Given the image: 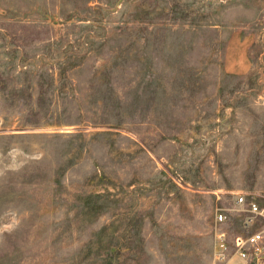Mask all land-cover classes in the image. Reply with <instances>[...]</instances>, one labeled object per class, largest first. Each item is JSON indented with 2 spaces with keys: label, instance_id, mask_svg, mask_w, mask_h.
Returning <instances> with one entry per match:
<instances>
[{
  "label": "rangeland",
  "instance_id": "rangeland-1",
  "mask_svg": "<svg viewBox=\"0 0 264 264\" xmlns=\"http://www.w3.org/2000/svg\"><path fill=\"white\" fill-rule=\"evenodd\" d=\"M233 191L264 204V0H0V264H213Z\"/></svg>",
  "mask_w": 264,
  "mask_h": 264
},
{
  "label": "built area",
  "instance_id": "built-area-1",
  "mask_svg": "<svg viewBox=\"0 0 264 264\" xmlns=\"http://www.w3.org/2000/svg\"><path fill=\"white\" fill-rule=\"evenodd\" d=\"M236 212L241 215L242 232L229 233L220 229L215 233L213 264H264V204L249 198L245 192L233 191ZM227 221L220 210L216 223Z\"/></svg>",
  "mask_w": 264,
  "mask_h": 264
}]
</instances>
